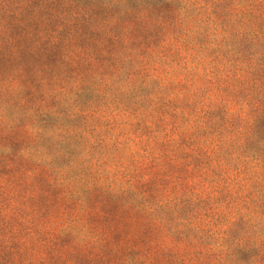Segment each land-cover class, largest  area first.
Returning <instances> with one entry per match:
<instances>
[{
    "label": "clouds",
    "instance_id": "obj_1",
    "mask_svg": "<svg viewBox=\"0 0 264 264\" xmlns=\"http://www.w3.org/2000/svg\"><path fill=\"white\" fill-rule=\"evenodd\" d=\"M169 2V11L157 13V0H0V57L6 61L0 69V255L8 264H153V257L164 264H237L244 250L254 253L247 264H256L264 211L243 227L230 223L210 241L199 230L172 227L180 213L193 215L190 209L149 199L137 184L143 174L132 152V120L151 125L158 102L177 95L150 70L167 67L168 48L156 49L146 65L140 55L145 36L179 35L198 50V60L235 59L240 42L257 39V24H264V11L254 15L246 3ZM213 10L226 21L223 31ZM50 52L56 54L52 63L46 61ZM248 60L254 69L256 57ZM165 75L195 81L187 72ZM228 87L219 83L215 103L207 87L180 94L208 113L216 135L227 126L229 105L241 103ZM246 102L255 107L252 97ZM102 108L120 113L114 125L103 122ZM254 121L250 115L241 133L220 139L221 157L250 179L264 173V136ZM145 205L147 225L156 229L148 235L145 225L128 219L130 208ZM112 206L115 212L108 211ZM160 238L172 245H160ZM154 240L159 246L152 247Z\"/></svg>",
    "mask_w": 264,
    "mask_h": 264
},
{
    "label": "trees",
    "instance_id": "obj_2",
    "mask_svg": "<svg viewBox=\"0 0 264 264\" xmlns=\"http://www.w3.org/2000/svg\"><path fill=\"white\" fill-rule=\"evenodd\" d=\"M36 2V0H33ZM134 2V0H130ZM200 2V0H194ZM204 3H246L254 6L251 12L254 15L264 11V0H203ZM27 3V0H22ZM156 12L169 11L172 7L169 0H157ZM247 12L248 9H237ZM216 19L224 30L225 20L213 10ZM2 18V14H0ZM254 41L242 40L237 49L241 55L235 59L226 58L224 54L212 55L207 59L198 60V50L191 45L181 43L179 35L169 37L159 33H149L143 41L144 47L140 55L147 65L158 48H168L167 67L159 64L152 65L153 75L161 76L166 81V87L177 95L172 100L158 102L154 109L157 119L151 125L144 120L133 119L129 132L135 141L132 152L135 165L143 176L137 184L149 194V199L179 202L193 212L185 219L180 213L181 222L173 223L172 227L180 232H196L212 239H219L220 234L228 230V225L235 224L243 227L254 212L264 211V173L250 179L243 167L231 165L221 155L220 139L224 135L239 134L241 126L250 115H255V130L258 135L264 136V24L258 23ZM88 44L89 41H81ZM199 43L203 44L201 40ZM171 45V47H169ZM256 57L255 68H251L248 58ZM55 53H48L46 61L54 62ZM6 61L0 57V69L5 67ZM187 72L195 76V81L184 78L172 81L171 76L165 73ZM221 81L229 85L225 91L233 90L241 97V103L229 105V119L227 126L220 135L218 129L209 126L208 113L196 104H188L184 93L195 85L208 88V98L216 102V88ZM235 82V86H234ZM150 91V90H145ZM247 97H252L255 107H249ZM90 99L85 97V102ZM180 101V102H178ZM150 106V105H149ZM145 106L141 104V108ZM139 109L136 110L138 112ZM203 113V114H202ZM127 114V113H126ZM135 112L130 115L135 117ZM120 113L109 112L107 108L100 109V117L107 124H115ZM202 122V123H201ZM53 203H56L57 193L53 192ZM115 206L108 210L113 209ZM150 205L141 208L129 209V222L137 224L140 217L149 234L156 231L147 225ZM119 237H117L118 239ZM160 245H172L171 240L160 238ZM156 241L152 247H157ZM259 259L264 257V246L259 249ZM249 252V250H246ZM0 260L8 264L6 254L0 255ZM164 264L159 257H153V264Z\"/></svg>",
    "mask_w": 264,
    "mask_h": 264
},
{
    "label": "rangeland",
    "instance_id": "obj_3",
    "mask_svg": "<svg viewBox=\"0 0 264 264\" xmlns=\"http://www.w3.org/2000/svg\"><path fill=\"white\" fill-rule=\"evenodd\" d=\"M53 194L54 193H52L51 194V197H50V199H51V201L53 200ZM46 201H47V198H46ZM45 201V202H46ZM53 203V202H52ZM110 209V208H109ZM113 209H115V208H113ZM116 210V209H115ZM115 210H108L109 212H115ZM128 217H130V215L128 214ZM139 220H138V222H137V224H141V225H145L144 224V222H143V220L140 218V217H138V216H136ZM135 224V223H134ZM151 231V229L150 228H146V225H145V234L146 235H148L149 234V232ZM252 254H254V253H250V251L249 252H247L246 250H244V251H241L240 252V259L237 261V264H247V259L249 258V256L250 255H252ZM260 256V255H259ZM154 264H156V263H154ZM256 264H264V257L263 258H261V259H259V257L256 259Z\"/></svg>",
    "mask_w": 264,
    "mask_h": 264
}]
</instances>
